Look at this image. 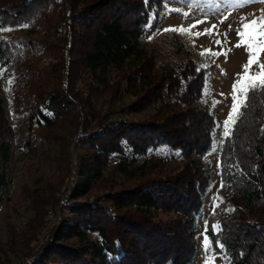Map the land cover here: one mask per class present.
<instances>
[{
    "label": "trees",
    "instance_id": "trees-1",
    "mask_svg": "<svg viewBox=\"0 0 264 264\" xmlns=\"http://www.w3.org/2000/svg\"><path fill=\"white\" fill-rule=\"evenodd\" d=\"M162 5L0 0V25L11 29L0 31V69L10 81L0 95V191L9 183L2 166L13 154L69 177L60 196L45 203L33 197L36 210L23 232L36 242L42 218L50 216L43 240L27 255L24 247L14 251L21 244L0 247V264H10L13 253L16 264H187L192 258L193 219L209 184L201 158L215 122L206 108L193 107L206 71L187 57L155 61L138 45ZM251 97L249 91L223 140V196L205 231L230 264H264V95L257 89ZM155 149L166 154L138 166L124 155L145 158ZM114 155L120 160L109 165ZM77 176L84 180L75 183Z\"/></svg>",
    "mask_w": 264,
    "mask_h": 264
},
{
    "label": "rangeland",
    "instance_id": "rangeland-1",
    "mask_svg": "<svg viewBox=\"0 0 264 264\" xmlns=\"http://www.w3.org/2000/svg\"><path fill=\"white\" fill-rule=\"evenodd\" d=\"M245 3L246 6H242ZM262 16H264V2H256V0L250 3L239 0L235 4L233 0H163L162 9L150 16L139 38V47L146 54L154 57L155 61L180 60L187 57L198 68L206 71L201 98L193 104V107L206 108L213 117L215 126L211 135L210 149L201 158L209 184L203 194L200 211L193 219L191 241L194 253L187 264H206V260L211 259L213 255V252H205L204 239L207 217L222 201L223 196L224 186L220 180L219 154L223 140L227 137L224 134V122L228 119L233 106V84L238 83L240 77L245 74L244 66L249 60V53L241 40L240 33L243 31L244 23ZM213 24L216 25L215 29H212ZM181 28L186 30L185 34L180 33ZM164 29H176V31L165 32ZM209 29H212L211 32L205 34ZM238 44L239 47L236 46ZM212 53L222 54L216 56ZM261 64H264V53L259 56L257 63L251 66L250 73L256 75L260 71ZM9 87L10 81L3 77L0 69L2 97L6 96ZM240 98L244 99L242 95ZM9 112L10 108L6 105V113ZM134 117L141 118L140 115ZM56 149H54L55 153ZM54 152L51 155H55ZM165 154L164 149H155L149 150L145 158L132 159L128 151H125L124 155L135 163L134 166H138L149 157L163 158ZM119 160L120 157L114 155L109 165ZM2 169L9 183L0 191V247L5 249L9 242L21 244L16 246L14 251L21 254V250L28 249L25 253L27 255L37 242L43 240L47 229L53 223L50 216L40 219L41 224H44L40 234H37L36 242L27 239L28 234L23 232L24 223L33 217V211L36 210L33 202L38 200L33 197L40 196L41 203H45L48 200L47 196H60L69 177L63 171L59 173L51 164L48 165L40 160L28 161L19 158L17 154H13ZM109 171V167L104 169V175ZM83 180L84 177L81 176L74 178L75 183ZM108 183L106 182V185ZM83 199L81 197L79 201ZM210 227L213 232L216 231V223H212ZM90 238L94 239L95 236L91 235ZM13 254L8 256L10 264L19 261L16 259V254ZM213 264H230V260L226 255L216 254Z\"/></svg>",
    "mask_w": 264,
    "mask_h": 264
},
{
    "label": "snow or ice",
    "instance_id": "snow-or-ice-1",
    "mask_svg": "<svg viewBox=\"0 0 264 264\" xmlns=\"http://www.w3.org/2000/svg\"><path fill=\"white\" fill-rule=\"evenodd\" d=\"M239 0H233V3H237ZM246 2L250 3L252 0H246ZM256 2H264V0H256ZM242 6H246L242 4ZM27 24L17 27H27ZM196 27V25H193ZM216 25H212V29H215ZM212 29L206 31L205 34L211 32ZM11 30L10 28L4 27L0 25V31H8ZM160 31V30H157ZM163 31H176V29H164ZM181 34H185L186 30L181 28ZM242 42L246 45L248 53H249V60L247 64L244 66V75H242L239 79L238 83L233 84V106L231 113L228 119L224 122L225 124V136L230 134V125L234 124L236 119L240 116V107L244 105V99H241V95L248 98L249 91H252L251 99H255L256 90L259 89L261 94L264 95V64L260 65V71L256 75H252L250 73V68L253 64L257 63L259 56L264 53V16L260 17L259 19H252L248 23L243 24V31L240 33ZM219 43V41L217 42ZM239 47L240 45H236ZM213 55H220L222 53H212ZM226 55V53H223ZM264 131V130H262ZM215 228V226H214ZM217 247L220 250H223V245H220L217 241ZM204 248L205 252H213L211 259L206 260V264H213L216 253L211 248V241L209 240L207 233H205L204 239Z\"/></svg>",
    "mask_w": 264,
    "mask_h": 264
}]
</instances>
